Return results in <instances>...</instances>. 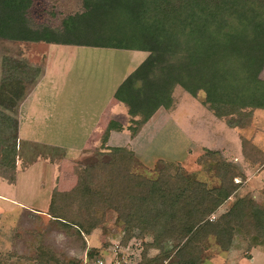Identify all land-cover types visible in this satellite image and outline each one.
<instances>
[{
	"label": "trees",
	"instance_id": "16d2710c",
	"mask_svg": "<svg viewBox=\"0 0 264 264\" xmlns=\"http://www.w3.org/2000/svg\"><path fill=\"white\" fill-rule=\"evenodd\" d=\"M81 1L84 12L66 17L61 29L53 30L48 26L33 28L27 19L31 0H0V43L72 45L148 53L113 93L128 116L138 119L136 126L128 129L130 138L135 128L146 125L159 109L172 111L180 94L197 99L202 92L200 103L211 112L212 118L224 123L228 120V127L237 131L249 128L256 112H264V80L260 78L264 69V0ZM88 34L92 37L90 40L86 39ZM1 53L12 59L13 64L0 62V69L5 70L7 66L16 73L23 69L21 72L29 75L28 65L37 68L33 62L10 51ZM35 74L32 72V76ZM21 77L25 83L24 86L20 83L19 105L36 83L33 77ZM19 105L10 103L8 109L0 108V176L10 183L14 173L8 177L3 171L14 172L19 156ZM122 130L124 127L111 122L101 142L107 141L110 132ZM246 145L255 149V145L242 142L243 155ZM101 150L107 151L103 155L107 156L106 160L99 159L102 152H98L93 166L75 170L77 181L71 189L74 200L52 198L48 215L57 225L63 229L71 227L85 239L100 223L93 218L94 208L103 206L117 213L119 222L127 226V233L132 236L137 233L135 236L141 237L146 233L157 241L159 229L163 230L162 236L176 234L172 237L179 242V251L168 260L169 264H200L209 236H215L224 250L229 249L232 223L239 218L243 200H238L215 221L205 218L236 188L234 166L224 160L221 164L214 163V168L217 165L221 173L222 185L211 191L179 174L176 178L183 185L176 191L172 184L176 181L171 183L172 187L167 183L160 186L156 181L146 183L143 176L135 173L138 162L130 146ZM213 151H208V155L220 154L219 150ZM99 161H102L101 168ZM191 185L197 187L194 192L187 190ZM73 201H78L77 208L71 204ZM178 207L181 209L177 210ZM210 230H213L211 234ZM150 246L157 247L158 243ZM38 253L50 257L49 249L39 247ZM85 256L102 258L95 250L87 251ZM85 256L61 264H82ZM51 260L60 264L56 257ZM162 262L163 258L144 259L141 264Z\"/></svg>",
	"mask_w": 264,
	"mask_h": 264
},
{
	"label": "rangeland",
	"instance_id": "374dc122",
	"mask_svg": "<svg viewBox=\"0 0 264 264\" xmlns=\"http://www.w3.org/2000/svg\"><path fill=\"white\" fill-rule=\"evenodd\" d=\"M31 2V7L27 10V19L33 28L48 26L53 30H60L62 21L66 17L84 12L81 0H31ZM91 38L89 34L86 36L87 40ZM48 49L47 45L40 43H0L1 63L11 65L9 63L11 61L13 64L12 59L2 56L1 53L10 51L22 57L21 59L26 58L33 62L31 64L38 68L34 69L35 67L28 65L29 75L28 72L22 73L23 69L17 70V73L13 70L9 71L7 66L5 70L0 69V108L8 109L11 107L10 103L19 105L18 91L23 82L22 79H25L21 76L33 77L36 82L41 80L43 75L41 64L44 55L47 59ZM82 52L84 63L79 59L74 67V71L81 77V86L83 89H86L87 85L88 88L93 85L99 87L101 95L98 99L100 102H98L101 106L106 102L107 104L102 108L95 130H91L90 136L85 139L82 137L83 127L90 126L91 121L89 122L83 116L79 117L78 112L84 109L92 117L93 113V116H96L99 111L95 109L90 112L91 106L77 104L83 99L86 100L88 96L81 93L80 86L75 84V81L71 82L72 84L67 83L64 94L60 91L58 97L43 98L44 103L40 107L46 115H44V121H39L35 128H38V132L44 135L46 130L50 133L55 124H61L63 132L67 134L70 125L74 130H70L68 136L59 137V142L56 144L67 146L65 142L77 141V147L80 150L70 154L65 152L64 148H49L43 144L45 140L48 141L49 135L35 138L38 140L37 145L33 144L35 141L33 138L30 141L21 138L26 142L21 144V155L16 158L14 172L3 171L8 177L14 173L13 180L10 183L0 176V181H6L13 187L17 171L22 172L30 161L36 158L50 160L53 172L50 173L49 178H42L43 185L38 187L43 193L40 211L7 210L3 212L2 209L9 208L6 206L0 208V264H56L55 260L51 263L52 257H56L61 264L85 256L89 250H95L105 258L116 255L122 259L124 264H141L144 259L160 258H163L162 264H169L168 260L171 261L179 251V242L172 237L176 234L170 233L162 236L163 230L159 229L160 234L156 238L157 241L146 233L141 237L135 236L137 234L135 233L133 237L127 233V226L119 222L120 219L114 210L99 206L94 208L93 218L100 223L84 239L76 234L75 229L71 227L63 229L57 225L48 215V207L53 197L66 198L68 201L74 200L71 189L77 181L76 169L93 166L96 162L95 155L98 152H102L99 159L106 160L107 156L103 155H107V151L101 149L130 146V140L138 147V153L136 148L134 152V157L138 162L135 166V173L143 176L146 183L156 181V184L160 186L167 183L172 187L171 183L176 181L172 183L176 186V191L183 185L181 179L176 178L179 174L184 179L192 178L196 184H202L204 190L211 191L222 185L221 173L217 170V165L214 168V163L221 164L224 160L226 164L234 166L236 168V178H234L236 188L230 197L205 219L209 222L215 221L228 212L240 199L244 204L240 210L241 215L239 214V218L237 217L238 219L232 223L231 238L227 245L229 249L224 250L215 236H209L201 253L200 264H264V152L258 148L260 146L264 149V134L258 135L260 139L257 138L259 131L264 132V129L260 128V126L264 128V124H261L264 122V113L256 112L253 116L255 118L252 119L254 121L248 126L249 129L237 131L228 127V120L224 123L212 118L211 112L200 103V100H203L202 92H199L197 99L180 94L176 100V107L172 111L155 113L148 121L149 124L135 128L134 135L130 138L128 129L136 126L135 120L138 119L128 116L126 108L111 96V91L121 79V73L117 71L123 68L122 61H128L134 55L130 51L103 48L83 49ZM105 57L113 59L110 62L107 61L109 67L107 74L104 71ZM32 72H36V76H32ZM260 78L264 80V69ZM65 101H72L74 104L65 105ZM31 106H33V101ZM73 119L75 122H72ZM111 122L118 123L124 127V130L115 134L110 132L107 141L102 143L101 140ZM50 126L51 129L48 130ZM53 130L55 132L54 128ZM17 136L19 141V133ZM242 142L255 145V149H249L246 145L244 155L241 154ZM256 144H258L257 147ZM213 150H219L220 154L214 157L209 156L207 152H214ZM100 164L102 161H99L101 168ZM31 182L34 184V181ZM194 182L192 181L191 184ZM196 189L197 187L191 185L187 190L194 192ZM22 190L28 191L29 194L26 187ZM9 191L8 185L0 187L2 195H6L4 193H9ZM37 200L30 198L26 203L30 205L40 203ZM71 204L77 208L78 201L76 203L73 201ZM180 209L181 207L177 208V210ZM209 232L211 234L213 230ZM154 242L158 243L157 247L150 246ZM223 243L226 244V242ZM39 247L49 249L50 257L39 255Z\"/></svg>",
	"mask_w": 264,
	"mask_h": 264
},
{
	"label": "crops",
	"instance_id": "0c3cea01",
	"mask_svg": "<svg viewBox=\"0 0 264 264\" xmlns=\"http://www.w3.org/2000/svg\"><path fill=\"white\" fill-rule=\"evenodd\" d=\"M47 46L49 48L47 51L48 56L46 59L44 55V58L42 61L43 69H42L41 74L43 75L41 77V80L36 82L35 85L31 89H29L27 95L25 96L24 100L21 102V104L19 105L17 109L18 133L20 137L18 141V155L19 156L21 155V152H20L22 148L21 144L22 142H26L25 140H22L23 138H26L27 140L30 141L32 140V138L33 139L41 138V135H43V134H40L38 132V128H35V127L38 125L39 121H44V115H46V112H44V110L42 111L40 107L41 105H43L44 99L50 96L58 97L59 96L58 93L60 91H63V94H64V89L66 90L68 82L71 83L75 81V84H78L80 86L81 93L84 94V96H88L86 100L84 99L82 100L83 102L82 101L80 103L77 102L78 105L84 104L86 106H91L89 110L90 112L94 111L95 109L99 111L96 116H93L94 115L93 113L92 117H90L91 114H89V112H85L84 109L79 110L78 112L79 117L83 116L85 119L89 120V122L91 121L90 126L86 125L83 127L84 134H82V137H84L85 139L88 136H90L91 130L93 129L95 130L96 123L100 118L99 115L101 111L103 110L102 108H104L105 105L107 104V102L105 105H102V106L99 104L100 101L98 99H99V96L101 95L99 87H96L93 85L92 87L88 88V85H87L86 89H83V87L81 86L82 84L80 82L81 77L74 71V67L76 63L79 62L78 61L79 59H81L82 63H84L83 61L84 55L82 54L83 53L82 50L92 49V48L72 46V45H47ZM93 49H97V48H93ZM99 49H102V48H99ZM131 53L134 55L133 56L134 59L129 58L128 61H125V60L122 61L123 68L120 71H117V73H121V79L118 82V84L115 85L114 89L111 91L112 97L119 83L122 80H124L128 76V74L142 62L144 56H146L145 54H142L136 51L131 52ZM104 59L106 62L104 71L107 74V70L109 69L107 65V61L110 62L113 59L107 58V57H105ZM67 93H69L68 90H67ZM32 101H33V106H31ZM65 103H66L65 105L74 104L72 101H65ZM97 104H99L98 107H97ZM66 109L70 110L67 107ZM161 111L163 113H166V111L163 109H160L157 112H161ZM258 113H264V112H258ZM72 122H75V119H73ZM261 124H264V122H261ZM60 125L61 124H55V126L53 127L55 129V132L53 128L50 133L47 130L45 131V134L42 137H47V135H49V137H48V141L45 140V143L43 144L47 145L49 148L50 147L51 148L58 147L59 149L64 148L63 150L70 154L80 150L79 147H77V141H73L70 143L65 142L67 146H62V145L58 146L56 144L59 142L58 140L59 137H63V135L68 136L70 135L69 131L74 130L69 125L67 129V134H65ZM260 128L264 129L261 126ZM50 129H51V126L50 128H48V130ZM115 133L116 132H114V134ZM263 134H264L263 131H259L257 134V138H259V136ZM29 141L28 143H31ZM33 144L37 145L38 140L35 139ZM129 145L133 152H135V148H136V152L138 153V147L135 145V143L133 144V141L130 140ZM257 145L258 144H256V147ZM258 148L261 149L262 152H264L263 148H260V146H258ZM55 171H56V165H55ZM51 172H53V165L50 160L36 158L35 160L30 161L29 165H27L26 168L22 172L17 171L18 174L16 176V182H14L13 187L11 186V184H8L6 181H3L4 184H0V187L8 185V187L10 188L9 193H4L6 195H2V193H0L1 195L0 196V208H4L5 206L9 208V209H2L3 212L7 210H28V211L30 210L32 212H34L35 210L40 211L41 203L43 202V198H42L43 193L41 192V190L38 189V187L43 185L42 178H49ZM28 177H30L29 178L30 180H28ZM31 181H34V184ZM0 182L3 183L2 181ZM25 185H29V186H25ZM30 185H33V186H30ZM25 187L27 190H29V194L27 193L28 191L24 192L22 190V189H25ZM30 198L34 200L38 199L37 202L39 201L40 203H33L34 205L33 204L30 205L29 203H26L30 200ZM44 213L46 212L44 211Z\"/></svg>",
	"mask_w": 264,
	"mask_h": 264
},
{
	"label": "built area",
	"instance_id": "2783aa9c",
	"mask_svg": "<svg viewBox=\"0 0 264 264\" xmlns=\"http://www.w3.org/2000/svg\"><path fill=\"white\" fill-rule=\"evenodd\" d=\"M114 257L111 258H93V259H88L86 256L82 262V264H124L121 258L116 257V255H113ZM84 257V256H83Z\"/></svg>",
	"mask_w": 264,
	"mask_h": 264
}]
</instances>
